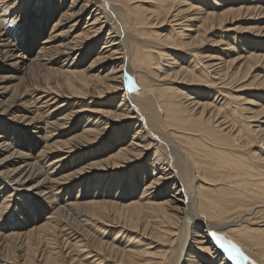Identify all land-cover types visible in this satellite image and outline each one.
I'll return each mask as SVG.
<instances>
[{
    "label": "bare ground",
    "instance_id": "1",
    "mask_svg": "<svg viewBox=\"0 0 264 264\" xmlns=\"http://www.w3.org/2000/svg\"><path fill=\"white\" fill-rule=\"evenodd\" d=\"M158 1L0 0V264H264V0Z\"/></svg>",
    "mask_w": 264,
    "mask_h": 264
},
{
    "label": "rangeland",
    "instance_id": "2",
    "mask_svg": "<svg viewBox=\"0 0 264 264\" xmlns=\"http://www.w3.org/2000/svg\"><path fill=\"white\" fill-rule=\"evenodd\" d=\"M139 1L142 2V4H144V5H149V4L158 5L160 3L158 0H139ZM234 1H235L234 8L238 9V8L244 7L246 4H253L256 0H234ZM226 2H227V0H225V2H224V6H225L224 10L229 9V6L226 4ZM201 4H202L201 6L204 8V2ZM183 9H185V8L183 7ZM194 13H197V11L190 13V15H193ZM86 18H87V16L82 17V19L80 21L82 27L86 24ZM229 21L231 24L227 25V28H226L227 30H225V31H227V34H233L232 37H235L236 41L233 42V44H234V46L236 45V51H233V48H224V47H223V51H224V53H227V51H229V50L233 51V53H231L229 57H225V60L227 62H230V61L233 62L232 69L234 72L238 73L239 78H241V80H237L233 84L232 90L235 89L234 91H237L235 88L236 86L242 87V86H245L249 83L253 84L255 81V78L257 76L256 74L259 73V71H257L256 73L252 72L253 68L255 66H257L259 64V62L255 61L253 63V67L250 69L248 67L242 66L244 57H242L241 59L239 57L244 56V54H245L244 52H246V50L248 51L250 48H253L252 46L255 45L254 43H252V36L250 34L257 32V31H260L258 29L261 27L264 28V12L252 13V11L250 10L248 12L240 13V14H237V15L231 17L229 19ZM167 30H169L168 27H165L162 30H160L159 28L154 29V31H163V32H167ZM47 34H45L44 37L41 38L40 40L47 38V36H48ZM30 42H32V41H30ZM30 42L26 43V40H24V41L21 40V45H23L24 47L25 46L28 47V50L33 52L31 58H34L36 55L35 47L37 48V46L34 43H30ZM256 44H258L259 47L261 48L262 44H264V42L261 40H258ZM83 57H85V59L87 61H89V58L86 57L85 54L83 55ZM36 69H38V68H36ZM246 87H248V86H245L243 88H246ZM229 91L231 92V90H229ZM239 91H242V90H239ZM252 92L257 94L256 96L258 97L259 92L253 91V90H251V88H247V90H245L241 93H234V92H232V93L234 95H242V100H241L242 102H240L239 104L241 105L242 108L247 109L246 111L243 112V114H245L246 116H252V114H255L256 122H252V124L258 126L259 131L264 134V109H263L264 108V100L253 97V95L251 94ZM192 93L194 94L195 92L193 91ZM193 98H195L194 95H193ZM116 99L117 98L112 97V99H109V100L107 99V100L111 101V100H116ZM243 100H249L250 103H248L247 101H243ZM96 148L97 147L95 146L92 148V150H95ZM1 196L2 195H0V203L2 202ZM10 212H11V210H9L7 216L11 215ZM28 216L30 217V215H28ZM36 216L39 217V220L44 221L45 213L40 214L37 212ZM24 217L25 218L21 219V221H20V220H18V218H19L18 216H16V215L14 216L15 221L17 223H20L21 225L28 224L30 222L28 217H26V216H24ZM4 219L5 218H3L2 223H4ZM122 242H123V240H122ZM156 246H157L156 244L153 245L152 249H150L149 247H144L145 256H147V258L146 257H144V258L147 260L146 262H149V264H152L151 260H155L160 254V249L158 248V246H157V248H154ZM142 249H143V247H142ZM76 255H78V254H76ZM94 255L95 254H93L92 256H94ZM90 261H92V260H88V262H86V263L88 264Z\"/></svg>",
    "mask_w": 264,
    "mask_h": 264
},
{
    "label": "snow or ice",
    "instance_id": "3",
    "mask_svg": "<svg viewBox=\"0 0 264 264\" xmlns=\"http://www.w3.org/2000/svg\"><path fill=\"white\" fill-rule=\"evenodd\" d=\"M217 239H220V238L217 237ZM227 251L229 252L230 255H232L234 259L241 255L240 249L234 244L229 245L227 247Z\"/></svg>",
    "mask_w": 264,
    "mask_h": 264
}]
</instances>
